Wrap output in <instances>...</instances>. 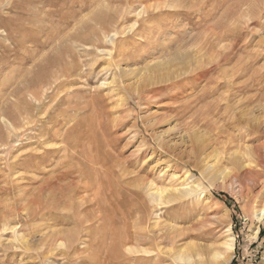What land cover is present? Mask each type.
Returning <instances> with one entry per match:
<instances>
[{
  "label": "rangeland",
  "instance_id": "374dc122",
  "mask_svg": "<svg viewBox=\"0 0 264 264\" xmlns=\"http://www.w3.org/2000/svg\"><path fill=\"white\" fill-rule=\"evenodd\" d=\"M263 202L264 0H0V264H264Z\"/></svg>",
  "mask_w": 264,
  "mask_h": 264
},
{
  "label": "bare ground",
  "instance_id": "6f19581e",
  "mask_svg": "<svg viewBox=\"0 0 264 264\" xmlns=\"http://www.w3.org/2000/svg\"><path fill=\"white\" fill-rule=\"evenodd\" d=\"M113 14V13H112ZM142 14V13H141ZM99 16V15H98ZM104 16H106V15H104ZM102 17V16H101ZM108 17V16H107ZM117 17V16H116ZM100 18V17H99ZM103 19L105 18V17H102ZM102 19V20H103ZM108 20V19H107ZM100 21V20H99ZM98 21V22H99ZM111 21V20H110ZM110 21H109V23H110ZM114 21H116V19L115 20H113V22ZM101 22V21H100ZM102 23H103V21H102ZM105 23V22H104ZM93 24V23H92ZM91 25V24H90ZM99 25V24H98ZM106 25H107V23L105 24V27H106ZM101 27H103L102 25H101ZM93 28H95V27H93ZM130 32V31H129ZM100 35H102V33L100 32L99 33ZM84 35V34H83ZM83 35H82V37H83ZM91 35H92V33H91ZM94 35V34H93ZM92 35V36H93ZM98 34H95V36L94 37H96ZM91 36V37H92ZM81 37V36H80ZM102 37H104V36H102ZM108 38V37H107ZM106 38V39H107ZM82 39V38H81ZM105 39V38H104ZM89 40V39H88ZM96 40V39H95ZM90 41V40H89ZM92 41V40H91ZM91 41H90V43H91ZM82 42V41H81ZM84 42V41H83ZM110 42V41H109ZM36 43V42H35ZM93 43V42H92ZM95 43V42H94ZM92 48V47H91ZM181 51V50H180ZM180 51H179V53H180ZM103 52V51H102ZM178 53V54H179ZM187 53H190V52H187ZM180 55V54H179ZM191 56V55H190ZM181 57V56H180ZM186 57V56H185ZM187 59H189V57L187 58ZM187 61V60H186ZM189 62V61H188ZM45 63V62H44ZM46 64V63H45ZM160 66V65H159ZM159 66H157V67H159ZM162 66V65H161ZM156 67V68H157ZM126 70V69H125ZM127 71V70H126ZM125 71V72H126ZM28 73V72H27ZM127 73V72H126ZM158 73V72H157ZM66 75V74H65ZM142 75V74H141ZM149 75V74H148ZM116 76V75H115ZM114 76V77H115ZM144 76V75H143ZM141 77V76H140ZM169 77V76H168ZM145 78V77H144ZM141 78H137V82L140 80ZM142 79H143V77H142ZM153 80V79H152ZM114 81V80H113ZM115 81H116V79H115ZM141 81V80H140ZM143 82V81H142ZM115 83V82H114ZM117 83V82H116ZM136 86V85H135ZM138 86V85H137ZM119 87H121L120 85H119ZM115 89V88H114ZM147 89V88H146ZM57 90V89H56ZM115 90H117V89H115ZM145 90V89H144ZM30 92V91H29ZM144 96V95H143ZM40 98V97H39ZM141 99V98H140ZM9 105V104H8ZM9 109V108H8ZM16 110V109H15ZM10 111V110H9ZM9 111H7L8 113H9ZM12 111V110H11ZM16 112V111H15ZM18 112V111H17ZM7 113V114H8ZM21 113V112H20ZM19 113V114H20ZM5 114V113H4ZM22 114V113H21ZM15 115H17V113L15 114ZM12 117V116H11ZM14 117V116H13ZM12 117V118H13ZM161 118V117H160ZM159 118V119H160ZM11 119V118H10ZM14 120H15V118H13ZM162 119V118H161ZM12 120V119H11ZM16 120H18L17 118H16ZM28 120V119H27ZM157 120V119H156ZM26 121V120H25ZM17 122V121H16ZM6 123V122H5ZM9 124V123H8ZM13 125H14V121H13ZM23 125V124H22ZM24 125H26V124H24ZM17 129V128H16ZM57 133V132H56ZM13 134V133H12ZM58 134V133H57ZM161 139L162 140H164V137H163V135H161ZM161 140V141H162ZM104 144V143H103ZM35 152V151H34ZM208 156V155H207ZM29 157V156H28ZM210 157H213V158H218V154H215V150L212 152V153H210ZM209 157V158H210ZM213 160V159H212ZM236 163H238V165L239 164H242V166H246V165H244L245 164V160L244 159H242V157L240 156L239 158H237V162ZM241 166V165H240ZM208 167H209V169H210V171L212 170V169H217V168H220V167H218V164H217V162H213V163H210L209 165H208ZM208 169V170H209ZM223 169H225V168H223ZM245 170V169H244ZM68 173V172H67ZM64 175V174H63ZM67 175V174H66ZM81 179V178H80ZM80 182V181H79ZM82 182V181H81ZM194 183L193 184H191V185H189V186H185V187H182L181 189H179V190H177V189H175V190H170V192L166 195V196H164V194L162 195V193L160 192H158V188H157V192L156 193H154L156 196V198L157 199H162V197H163V200L165 201V202H171V201H174V200H177V199H180V198H182V197H188L189 195H191V194H194L200 187H202V183H200L197 179H195L194 181H193ZM78 183V182H77ZM150 184V183H149ZM148 184V185H149ZM213 184V183H212ZM151 185V184H150ZM76 187V185H74V186H71L70 188H69V192H67V193H65V198H66V201H69V199H71L72 198V196L75 194H71L72 192L71 191H73L74 190V188ZM80 188V187H79ZM156 190V189H155ZM200 190V189H199ZM78 191V190H77ZM76 192V191H75ZM69 194V195H68ZM78 194V193H77ZM61 197H63V196H60V197H58V200H60V198ZM74 197V196H73ZM82 197H84V196H82ZM76 198V197H75ZM79 198V197H78ZM65 200V199H64ZM73 200V199H72ZM54 201H56L57 202V199L56 200H54ZM65 202V201H64ZM55 204V203H54ZM65 204H68V202L67 203H65ZM58 206H61V205H58ZM23 207V206H22ZM40 207H42V206H40ZM66 207V206H65ZM69 207H70V205H69ZM56 208V207H55ZM24 209V208H23ZM40 209V208H39ZM73 210H74V208H73ZM27 211H29V210H27ZM34 213V212H33ZM80 213V212H79ZM35 214V213H34ZM80 215V214H79ZM91 215V214H90ZM5 217H6V215H4ZM4 216H3V218H4ZM36 216H37V214H36ZM78 216V215H77ZM2 217V216H1ZM86 217V216H85ZM256 217H257V220L260 222V221H262L263 219H264V202H263V204H262V206H261V208L257 211V214H256ZM93 218V217H92ZM95 218V217H94ZM212 218V217H211ZM5 219V218H4ZM89 219V218H88ZM2 222H3V219H2ZM1 222V223H2ZM90 222V221H89ZM5 224H8V223H5ZM5 228V227H4ZM6 229V228H5ZM76 229V228H75ZM2 231H4V230H2ZM231 231V228H229L228 229V232H230ZM62 232V231H61ZM142 232V231H141ZM139 233V232H138ZM259 233H260V227H257V229L255 230V233L253 234V237L254 238H258V236H259ZM60 234V233H59ZM58 234V235H59ZM127 234V233H126ZM140 234V233H139ZM74 236H76L75 234H73ZM136 235H137V233H136ZM141 235V237H142V239H140V238H136V240L138 241L137 243L139 244V243H142L143 241H144V235L143 234H140ZM16 236V235H15ZM227 236H228V239L226 240V241H224V243L222 244L223 246L221 247V250H223V249H225L223 252H221V250H216V251H214L213 252V255H214V257H217V256H221V255H224L225 253L227 254L223 259H225L226 261V263L227 262H229L230 261V257H231V253L234 251V249H235V240H234V238L233 237H231L232 235H231V233H228L227 234ZM72 237V236H71ZM125 237L127 238L128 236H126L125 235ZM125 237H120L118 240H117V242H116V245L119 247V248H123L124 246H127V244L129 243L128 241H130L129 240V238H128V240L125 238ZM160 236H157V235H152V236H149V238H150V240L153 242V243H156L155 242V240H157L158 238H159ZM231 237V238H230ZM172 240L174 239V238H171ZM56 240H57V238H56ZM59 240V239H58ZM74 240H75V238H74ZM135 240V239H134ZM134 240H132V241H134ZM27 243V242H26ZM189 247H191V252H189L188 254H187V256H186V259H187V262H188V264H200V256L203 254H205V248H204V245H199V247H192V245H190ZM110 249H112V248H110ZM127 249H129V248H127ZM114 250V249H113ZM130 250V249H129ZM215 250V249H214ZM111 251V250H110ZM212 252V251H211ZM130 253H132V252H130ZM187 253V252H186ZM212 254V253H211ZM178 256V255H177ZM181 256V255H180ZM179 256V257H180ZM212 256V255H211ZM220 258V257H219ZM140 259V258H139ZM213 259H215V258H213ZM179 260V259H178ZM184 260V259H183ZM225 262H223L222 264H225Z\"/></svg>",
  "mask_w": 264,
  "mask_h": 264
}]
</instances>
